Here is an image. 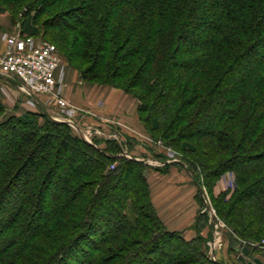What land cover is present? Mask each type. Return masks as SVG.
<instances>
[{"label":"trees","instance_id":"16d2710c","mask_svg":"<svg viewBox=\"0 0 264 264\" xmlns=\"http://www.w3.org/2000/svg\"><path fill=\"white\" fill-rule=\"evenodd\" d=\"M5 12L24 18L23 35L57 42L82 81L133 91L165 145L212 142L207 164H190L194 182L233 172L215 213L237 245L264 240V0H0ZM41 117L0 120V264H220L200 237L166 231L142 162Z\"/></svg>","mask_w":264,"mask_h":264},{"label":"rangeland","instance_id":"374dc122","mask_svg":"<svg viewBox=\"0 0 264 264\" xmlns=\"http://www.w3.org/2000/svg\"><path fill=\"white\" fill-rule=\"evenodd\" d=\"M1 15H3L5 18H8L9 20L6 27L5 25L0 24V41L3 44H5L4 36H10V35H18L19 37L26 36V34L23 35L21 33V30H22L21 26L24 22V18L18 16L15 19V21L14 20L12 21L11 15L9 13L7 12L0 13V16ZM16 20L18 21L16 22ZM27 37H32L35 41L47 42L57 48V52H58V56L60 58V64H61V69L58 72V74H62L63 76L62 82L60 83L61 97L65 100L64 78L66 77L68 72L71 71V72L76 73L80 79L79 73L71 65L68 64V61H67L68 56L66 55L64 51L60 50L57 42H52L48 40L47 38L42 37L41 34L38 36H27ZM61 37L62 36H60L59 38H56V40L59 41ZM66 41L69 46L70 42L68 41V38ZM261 50L262 49L260 48V51ZM72 64L73 66H77L76 63H72ZM80 81L88 85H95L99 87H108V88L114 89L117 92L122 93L127 98H130L133 101H135L136 107H138L139 103L136 100V98L133 96V91L127 92L123 87L111 86L108 84H101L103 82H98V81L91 82V83L84 82L81 79ZM19 85H21V82L17 80L16 78L5 77V76L0 75V102L4 108L3 116L0 117V120L6 119L8 117H13V116L17 117L25 113H32L37 116L38 122L41 123L43 122V118L41 116L45 115L52 121L66 124L72 135H75L83 139L82 133H84L85 136H87L88 139L90 140V143L86 141L85 142L88 144L95 145L96 147L100 149L105 148L107 145V142H114L117 145V147L120 149V152L116 154V156L120 158L121 157L125 158L127 160H134V161L142 162V164L145 166V173L146 171L150 172L153 169H159V170L166 172L165 173L166 175H169L170 173L168 172L169 170L168 168L175 167L178 173L182 172V173H185L186 175L188 174L193 179L192 174H191L192 171H191L190 164L192 162L193 163L203 162L207 164V160L203 158L204 155L206 157L207 155L208 156L212 155L211 154L213 150L211 146L212 142L208 140L204 143L203 148L197 147V151L192 152V153L181 152V150L179 149L181 140H178V142L175 143L174 145L173 144H170L169 146L165 145V142L161 138V133H158L155 131L154 132L148 131L146 129L143 122L139 118L137 108H136V118H137V123H138L137 127L134 128L130 125H126L124 122L116 121L113 119L109 121V127L104 131V130H101L100 127H97V124L94 123V121L97 120V118H100L98 116L99 114H96V113L103 112L102 110L104 108V103L102 100H99V102H97L96 105L92 108L93 112L92 110H89L85 107L83 108L81 106L77 107V106L71 105L76 108V111L73 113L72 117H68L65 115L64 112H61L53 104L49 103L48 99L44 97L36 96L34 97V100H32L29 96L24 94L18 88ZM213 115H214V112L212 111L208 112L206 116H204V119L213 120L214 119ZM142 117L144 119H149L152 117V114L150 111L149 112L147 111L145 113H142ZM66 120H71L74 126L69 125L66 122ZM193 121L194 120L192 119L191 123H193ZM98 129L100 131H98ZM174 135L176 137L177 132ZM143 144L146 146V148L141 149V150H144L145 152L142 151V153H139V155L134 158L129 155V153L134 154L133 149H132L134 148V146L137 145L138 147L143 148L144 147ZM138 147L137 149L140 150V148ZM126 151H130V152L126 153ZM137 153L138 151L136 152V154ZM113 168H111V166L109 167V169H113ZM202 180H204L205 182L204 174L200 173V181ZM147 186H148V183H147ZM235 190H236V180H235L234 173L231 171H225L218 178L214 179L211 182L210 186H207L206 183H205V186H201L200 193L198 194L200 196L197 197L198 196L197 195L196 198L194 199L196 205H198L200 208V212L201 213L205 212L207 214L209 225H204V223L201 220H198V216H197L195 219V223H194L195 225L193 226L194 231H195V236L193 237V239L200 237L203 240L205 255L208 258V260L211 262H218L220 264H229L226 262L227 260L222 254V251L224 250L223 252H225L226 248L228 249L229 253H232L231 252L232 249H234L236 253V249L241 250V247H246L250 251L248 259H250L251 256L255 257L254 255H257V254L264 255V240L261 239L259 241H249L248 244L243 242L241 243V245H237L233 237L230 235L229 228L225 225V223L222 220H220L217 217L215 213L213 202L218 201L220 199H223L224 202L229 201ZM148 191H149V188H148ZM149 198H150V194H149ZM209 210L213 213L212 215L215 216L217 220L216 229L211 224V221L213 220L210 219L211 216L208 213ZM126 212L128 213L127 217H129L130 219L128 220L130 221V223L133 224L135 216L133 215L132 212H128V211ZM245 216H247V214ZM251 220H252V215L250 216L249 222ZM210 226L213 227L211 231V235L204 236L203 233L205 229L210 228ZM211 244H214V249H213L214 254L213 255L212 253H210V250L212 249L210 246ZM236 261H237V258H236ZM231 262L235 263L234 260H231ZM237 264H240V263H238L237 261Z\"/></svg>","mask_w":264,"mask_h":264},{"label":"crops","instance_id":"0c3cea01","mask_svg":"<svg viewBox=\"0 0 264 264\" xmlns=\"http://www.w3.org/2000/svg\"><path fill=\"white\" fill-rule=\"evenodd\" d=\"M8 21V18H5L3 15L0 16L1 25H5L6 27ZM4 50L5 44L0 41V55L3 54ZM64 83V97L70 105L92 110L99 100L103 101L104 108L103 112H101L102 114L94 112L99 114L98 116L100 117L94 123L101 130L105 131L109 127V121L113 119L124 122L126 125L134 128L137 127V107L136 102L132 99L108 87L84 84L80 81L77 74L71 71L64 78ZM98 131L100 130L98 129ZM137 147L136 145L132 148L134 154L129 153L133 158L144 151L141 149L146 148L145 145L143 148L138 147L140 150ZM137 151L138 153L136 154ZM128 152L130 151H126V153ZM168 169L169 175H166V172L159 169H153L150 172L146 171L145 178L148 183L150 202L166 231L179 233L183 239L189 241L195 236L193 226L195 225L196 217L201 213L199 206L194 201L200 193V187L193 181L190 175L182 172L178 173L175 167ZM127 211L131 212L129 207ZM126 215H128L127 212ZM212 229V226L208 229L206 228L203 235H211ZM223 251L222 254L227 263L233 264L234 262H231V260H234L237 264V253H235L234 249H232V253H229L227 248L225 252ZM254 256L264 263V255L257 254Z\"/></svg>","mask_w":264,"mask_h":264},{"label":"built area","instance_id":"2783aa9c","mask_svg":"<svg viewBox=\"0 0 264 264\" xmlns=\"http://www.w3.org/2000/svg\"><path fill=\"white\" fill-rule=\"evenodd\" d=\"M4 40L6 46L4 53L0 55V75L16 78L21 82L18 88L32 100L36 96L44 97L66 116L72 117L76 108L61 97L60 83L63 76L58 74L61 64L55 46L27 36H4ZM66 122L74 126L71 120ZM82 138L90 143L84 133ZM212 214L210 211L209 215L213 216ZM211 224L216 229L217 220L211 221ZM210 246V253L213 255L214 244Z\"/></svg>","mask_w":264,"mask_h":264},{"label":"water","instance_id":"95a60500","mask_svg":"<svg viewBox=\"0 0 264 264\" xmlns=\"http://www.w3.org/2000/svg\"><path fill=\"white\" fill-rule=\"evenodd\" d=\"M208 213L210 214V210L208 211ZM211 219L213 221L216 220L215 216H211ZM236 253L238 254L237 261L240 264H264L256 257H251L250 259H248L250 251L246 247H241V250L236 249Z\"/></svg>","mask_w":264,"mask_h":264}]
</instances>
